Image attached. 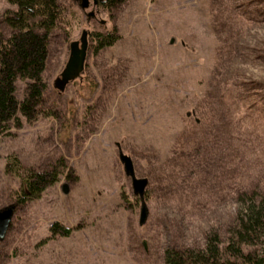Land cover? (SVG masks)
Instances as JSON below:
<instances>
[{"label":"rangeland","instance_id":"374dc122","mask_svg":"<svg viewBox=\"0 0 264 264\" xmlns=\"http://www.w3.org/2000/svg\"><path fill=\"white\" fill-rule=\"evenodd\" d=\"M100 1L58 0L44 104L0 136V209L21 186L5 171L9 156L36 170L66 163L39 199L17 205L0 264H165L166 248L224 236L237 187H264V0H126L112 16ZM112 26L120 38L93 53L92 34ZM84 30V71L57 89ZM25 87L16 81L19 100ZM202 135L209 148L194 152ZM120 153L148 179L143 199ZM53 221L71 234L51 237Z\"/></svg>","mask_w":264,"mask_h":264},{"label":"trees","instance_id":"16d2710c","mask_svg":"<svg viewBox=\"0 0 264 264\" xmlns=\"http://www.w3.org/2000/svg\"><path fill=\"white\" fill-rule=\"evenodd\" d=\"M6 1L15 9L0 14V136L8 134L13 126L20 127V116L32 122L40 113L47 87L43 71L50 38L63 11L58 0ZM125 1L101 0L99 4L112 16ZM92 35L93 53L112 46L120 38L116 26ZM17 80L26 81L21 100L16 95ZM197 122L196 119L195 125ZM190 141L189 147L194 152L209 148V138L205 135ZM65 167L66 163L60 158L47 169L25 168L16 156H9L6 173L21 180L13 201L24 205L39 199L48 185L59 180ZM232 195L237 208L224 236L214 231L206 234L203 247L166 248L165 264H264V187L253 184L248 188L237 187ZM49 232L51 237H68L72 230L53 221Z\"/></svg>","mask_w":264,"mask_h":264},{"label":"water","instance_id":"95a60500","mask_svg":"<svg viewBox=\"0 0 264 264\" xmlns=\"http://www.w3.org/2000/svg\"><path fill=\"white\" fill-rule=\"evenodd\" d=\"M88 32L82 31L80 37L69 44V56L64 68L54 80V87H65L71 81L80 78L85 67L87 52H88ZM119 160L123 165L124 172L131 179L132 191L135 196L143 199L145 189L148 185V179L137 178L134 174L133 163L129 156L120 153ZM63 192H67L66 186L63 187ZM17 204H11L0 209V240L5 236L15 213ZM147 218V207L142 201L140 208L139 223L142 224Z\"/></svg>","mask_w":264,"mask_h":264}]
</instances>
